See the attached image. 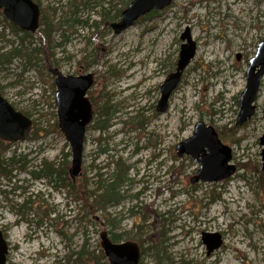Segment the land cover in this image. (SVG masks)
<instances>
[{"label":"rangeland","instance_id":"1","mask_svg":"<svg viewBox=\"0 0 264 264\" xmlns=\"http://www.w3.org/2000/svg\"><path fill=\"white\" fill-rule=\"evenodd\" d=\"M71 1L40 0V4L60 22ZM88 1L90 6L67 17L76 23L64 24L54 34L51 69L42 77L25 58H15L0 68V93L44 128L57 114L53 75L92 73L95 82L88 98L91 101L99 94L98 105L106 103L113 113L109 129L100 131L93 128L98 120L93 106L82 175L93 184L96 167L103 168L110 159L122 160L131 167L127 194L139 196L109 211L108 223L114 221L115 228L99 215L93 225H82L75 220L78 211L64 191L50 192L45 184L17 171L11 178L0 177V229L10 247L7 264H67L69 252L85 241L97 250L100 234L107 231L142 242L146 252L140 264H157L155 251L147 250L153 244L147 238L153 234L154 219L148 215L144 219L142 211L135 216L129 212L137 201L163 215L159 255L167 258L162 264H264V168L259 142L264 134V79L255 101L256 114L236 126L248 62L264 39V0H174L120 35L110 28L120 19L115 18L116 12L104 19L101 8L94 5L100 0H82ZM108 3L103 6L109 7ZM95 22L98 28L90 25ZM186 28L196 42V56L171 96L168 111L161 114L156 109L160 86L175 70ZM5 35L0 54L21 46L9 29ZM25 45L26 53L35 46L34 42ZM135 116L133 124L124 123ZM199 121L213 126L232 148L233 163L241 168L234 177L221 183L191 184L199 165L190 157L178 158L175 147L192 136ZM65 145L63 135L51 134L42 142H19L13 151L31 153L30 166H36L42 159L60 163L62 151H70ZM27 200L32 209L20 212ZM43 211L48 220L38 227L37 222L46 218ZM203 233L223 237V246L210 257Z\"/></svg>","mask_w":264,"mask_h":264},{"label":"water","instance_id":"2","mask_svg":"<svg viewBox=\"0 0 264 264\" xmlns=\"http://www.w3.org/2000/svg\"><path fill=\"white\" fill-rule=\"evenodd\" d=\"M174 0H132L121 13L119 21L110 25L115 35H120L138 20L153 11H162ZM0 10L4 17L20 30L36 33L40 27V6L34 0H0ZM183 41L175 71L170 73L160 86V99L157 111L164 114L169 109L172 94L181 83L185 70L196 56L197 45L191 31L186 28L181 35ZM240 55H238V59ZM247 83L240 94V111L236 120L242 126L256 113L255 101L264 78V40L256 48L246 70ZM94 85L92 73L65 75L59 71L55 78V103L57 107L58 127L69 144L72 162L69 173L75 180L82 171L83 154L87 128L93 120L94 111L87 93ZM33 127V121L16 110L0 94V139L9 143L23 142ZM264 164V134L259 140ZM177 156H189L199 165L191 179L192 184L220 183L236 174L237 166L232 163V148L224 144L213 126L203 121L195 124L190 138L176 147ZM101 247L108 264H140V247L137 243L126 241L114 243L106 232L100 234ZM220 233H203L202 243L207 255L219 250L223 245ZM9 245L0 229V264H7Z\"/></svg>","mask_w":264,"mask_h":264},{"label":"trees","instance_id":"3","mask_svg":"<svg viewBox=\"0 0 264 264\" xmlns=\"http://www.w3.org/2000/svg\"><path fill=\"white\" fill-rule=\"evenodd\" d=\"M34 1L40 6L41 9L40 28L34 34L20 30L17 26L8 21L4 17L2 10H0V41L6 38L5 32L7 29L16 34L21 41V46L19 48L16 47L9 52L0 54V68L11 65L13 59L15 58H25L26 63L32 67H35L37 69V73L43 77L45 71L51 69L53 65V50L55 46L54 34L58 31H61L64 24L71 27V22L73 24L76 23L74 19H67V17L69 15H73V17L76 16L80 7H88L90 6L91 2H82V0L71 1L68 4V11L64 13V17L61 19V21L55 22V20L50 18L49 9L42 8L40 0ZM105 1L106 0H100L95 1L94 3L95 6L101 8V15L104 19L110 18V15L113 11L116 12L115 18L121 17L122 11L130 4L132 0H107L109 1V7L107 8L103 6ZM157 14L158 11H153L142 17V19L145 20L147 18L154 17ZM77 23H79V21H77ZM85 24L88 26L87 23ZM90 25L94 26L95 28H98L99 26V24L96 22L94 25ZM34 35L37 36L36 40H34ZM33 42L35 45L34 48L30 50V53H26V51H24L26 47L25 44L30 46ZM84 61L85 58L83 59V62ZM54 77L55 75H53L52 78L51 88L55 92ZM99 98L100 95L98 94L93 100H91V103L95 107L96 114L98 116V120L93 128L100 131H106L109 129L108 121L113 112L111 111L112 108H110V106H108L106 103L102 106H99ZM14 108L32 119L29 113L21 111L15 106ZM42 118L46 119L47 114L42 115ZM137 118L138 116L132 117L129 119V121L124 123L133 124ZM137 126L138 128L142 129V122L139 121ZM51 134L62 137V133L58 127L57 114L54 116L53 123H47L44 128L38 126L37 123L33 121L32 130L26 138V141L33 143L42 142L46 140ZM15 145H17V143H9L0 139V177L11 178L13 176V172L17 171L19 174H28L34 181L42 182L47 187L52 186L59 192L64 191L74 204V208L78 211L76 213L75 220H78L82 225L84 223L87 225H93L97 219V215L101 216L105 223H108L111 217L109 211L112 208L120 207L125 201H127V199H138L139 194H127L128 191L125 189V186L128 181H130L129 172L131 167L125 164V162L122 160L110 159L107 160L103 168L96 167V174L93 177V179L96 180L92 184L91 180L88 179L87 176L82 175V173L75 180H73V178L70 176V151H62V161H60V163H57L56 161L49 162L45 159H42L36 166H30L31 161L28 158L30 157L31 153L24 154L22 152L18 153L16 150L13 151ZM67 147L68 145L66 144L65 148ZM100 152L104 153L106 150L100 149ZM36 160L37 159H35V161ZM111 169L112 171H110ZM238 170H241V168H238ZM140 204L141 202L137 201V203L130 208L129 212L132 216H135L142 211L144 219L146 215L152 216L154 219V223L152 225L153 234L147 238V241L153 244L147 250H154L158 258L157 264H162V259L167 258L165 255H159L162 250L161 238L163 237V215L153 211L152 208H149L150 210L143 208ZM29 205H31V200H27L24 204L20 205L19 211L21 212L24 209L31 210L32 207ZM43 213L46 217L47 212L43 211ZM47 218L48 217L37 222V226L41 227L48 220ZM111 222L112 224L108 223V225H111L112 228H115L116 223H114V221ZM106 233L115 243L132 241L131 239L126 238V234H116L112 231H107ZM59 234L63 236L61 231H59ZM156 236L158 238L154 241ZM68 239L69 238H67V240ZM136 243L141 249L143 243L140 241H136ZM145 252V250L141 249V257L145 254ZM66 261L67 264H108L101 246L98 247L97 250H91L87 241H85L78 250L69 252Z\"/></svg>","mask_w":264,"mask_h":264},{"label":"flooded vegetation","instance_id":"4","mask_svg":"<svg viewBox=\"0 0 264 264\" xmlns=\"http://www.w3.org/2000/svg\"><path fill=\"white\" fill-rule=\"evenodd\" d=\"M180 39H181V37H180ZM263 40H264V39H263ZM263 40H262V41H263ZM181 41H182V40H181ZM262 41H261V42H262ZM182 42H183V41H182ZM259 44H260V43H259ZM259 44H258V45H259ZM241 58H242V56H240L239 59H238V56H237V60H240ZM177 62H178V61H177ZM176 65H177V63H176ZM175 68H176V67H175ZM165 80H166V79H165ZM165 80H164V81H165ZM126 87H127V86H126ZM128 87H129V86H128ZM128 87H127V88H128ZM121 90L126 92V90H125L124 87H123ZM160 93H161V92H160ZM91 104H92V103H91ZM128 111H129V110L127 109L126 112H128ZM261 156H262V154H261ZM262 162H263V161H262ZM263 168H264V164H263ZM210 184H214V183H210ZM4 235H5V234H4ZM217 251H218V250H217ZM215 252H216V251H215ZM215 252H213L212 254L207 255V256L210 257V256H212Z\"/></svg>","mask_w":264,"mask_h":264},{"label":"bare ground","instance_id":"5","mask_svg":"<svg viewBox=\"0 0 264 264\" xmlns=\"http://www.w3.org/2000/svg\"><path fill=\"white\" fill-rule=\"evenodd\" d=\"M183 157H184V156H183ZM183 157H182V158H183ZM227 180H228V179H227ZM197 184H199V183H197ZM51 189H53V190L55 191V189H54L52 186H48V187H47V190H50V192H53ZM56 192H57V191H56Z\"/></svg>","mask_w":264,"mask_h":264}]
</instances>
